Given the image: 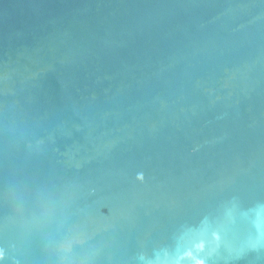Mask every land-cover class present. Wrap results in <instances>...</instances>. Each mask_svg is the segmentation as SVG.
I'll return each instance as SVG.
<instances>
[{
	"label": "water",
	"instance_id": "obj_1",
	"mask_svg": "<svg viewBox=\"0 0 264 264\" xmlns=\"http://www.w3.org/2000/svg\"><path fill=\"white\" fill-rule=\"evenodd\" d=\"M0 264H264V0H0Z\"/></svg>",
	"mask_w": 264,
	"mask_h": 264
}]
</instances>
